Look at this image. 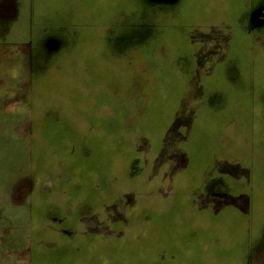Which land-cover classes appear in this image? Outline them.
I'll return each instance as SVG.
<instances>
[{"label": "rangeland", "instance_id": "obj_1", "mask_svg": "<svg viewBox=\"0 0 264 264\" xmlns=\"http://www.w3.org/2000/svg\"><path fill=\"white\" fill-rule=\"evenodd\" d=\"M0 264H264V0H0Z\"/></svg>", "mask_w": 264, "mask_h": 264}]
</instances>
